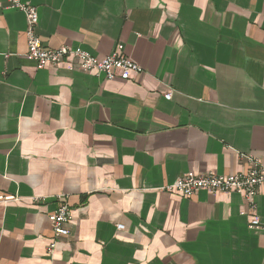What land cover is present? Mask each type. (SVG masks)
I'll list each match as a JSON object with an SVG mask.
<instances>
[{
	"label": "crops",
	"instance_id": "obj_1",
	"mask_svg": "<svg viewBox=\"0 0 264 264\" xmlns=\"http://www.w3.org/2000/svg\"><path fill=\"white\" fill-rule=\"evenodd\" d=\"M21 1L45 47L122 43L143 69L38 68L0 0V264H264L241 194L167 189L264 164V0ZM58 196L72 220L49 253Z\"/></svg>",
	"mask_w": 264,
	"mask_h": 264
},
{
	"label": "built area",
	"instance_id": "obj_2",
	"mask_svg": "<svg viewBox=\"0 0 264 264\" xmlns=\"http://www.w3.org/2000/svg\"><path fill=\"white\" fill-rule=\"evenodd\" d=\"M9 7L18 8L25 12L27 16V53L28 59L34 61L38 68L46 65H58L63 62L74 63L73 66L84 71H95L103 73L108 79L117 76L122 79H129L131 76L142 71V66L124 52V45L118 43L114 50L99 58L91 52L77 47L61 46L59 48H48L42 43L37 33L39 14L37 7L27 4L21 0H10ZM165 97L170 99L172 92L165 93ZM247 169L232 174H215L212 172L201 174L190 171L179 177L174 183L167 186V189L174 190L182 195L192 197L201 189H208L212 192L235 191L241 194L249 205L250 215L248 227L253 230H264V221L256 214L255 197L264 192V164L252 157ZM3 197V196H2ZM12 196H5L10 199ZM52 223L53 238L48 245V252L57 246L58 238L69 234L68 224L72 220L70 204L63 196H58L57 207L48 214ZM119 229H123V224H118Z\"/></svg>",
	"mask_w": 264,
	"mask_h": 264
}]
</instances>
